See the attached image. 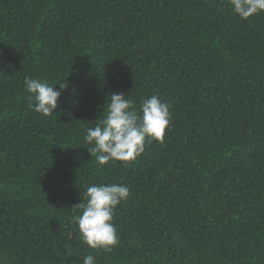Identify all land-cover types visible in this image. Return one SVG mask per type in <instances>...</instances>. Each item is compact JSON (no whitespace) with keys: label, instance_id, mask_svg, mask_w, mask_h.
I'll use <instances>...</instances> for the list:
<instances>
[{"label":"trees","instance_id":"1","mask_svg":"<svg viewBox=\"0 0 264 264\" xmlns=\"http://www.w3.org/2000/svg\"><path fill=\"white\" fill-rule=\"evenodd\" d=\"M61 92L44 116L24 87ZM112 93L170 105L161 141L99 165L84 137ZM103 118V115L102 117ZM126 185L93 250L86 187ZM264 264V13L228 0H0V264Z\"/></svg>","mask_w":264,"mask_h":264},{"label":"clouds","instance_id":"2","mask_svg":"<svg viewBox=\"0 0 264 264\" xmlns=\"http://www.w3.org/2000/svg\"><path fill=\"white\" fill-rule=\"evenodd\" d=\"M232 11L243 20L264 13V0H228ZM24 87L34 104L36 113L44 116L54 114L58 108L61 92L67 85H59L61 91L55 90L42 78L25 77ZM108 97L105 109L93 125L87 128L85 141L93 145L87 150L96 155L99 165L110 161L130 162L145 150L146 142L161 141L170 123V105L163 102L158 95H151L142 101L137 109L129 95L112 93ZM126 185L93 184L86 187L84 203L79 208L82 213L74 215L80 239L93 250H110L118 242V230L113 223L117 206L129 197ZM83 264H96L93 255L83 258Z\"/></svg>","mask_w":264,"mask_h":264}]
</instances>
